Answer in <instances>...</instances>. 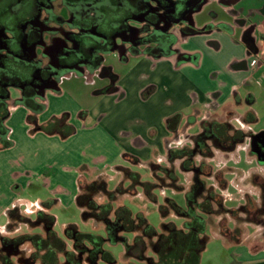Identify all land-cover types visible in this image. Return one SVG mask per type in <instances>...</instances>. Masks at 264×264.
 Masks as SVG:
<instances>
[{"label":"crops","instance_id":"crops-1","mask_svg":"<svg viewBox=\"0 0 264 264\" xmlns=\"http://www.w3.org/2000/svg\"><path fill=\"white\" fill-rule=\"evenodd\" d=\"M188 25L195 31L186 33L181 29L176 30L173 49L165 56L136 54L124 63L130 58H135L137 62L129 68L122 65L120 71L107 65L115 77L111 80L109 75H103L109 82L96 89L95 93L98 95L116 93L119 99L125 95L127 78L133 80V95L137 99L144 96V115L156 114V118L145 121L142 128L129 130L122 127L121 122L106 128L100 124L103 118L101 111H90L80 103L73 109L57 107L53 104L54 101L58 103L67 99L75 102L76 98L60 83L42 96L45 106L37 116L38 121L45 122L53 115L67 112L68 121L74 126L75 132L65 142H61L64 143L63 149L52 151L51 146H46L36 154L31 148L36 136L46 140L45 143L51 142V139L58 142L61 138L43 132L35 134L36 132L30 131L28 123H20L25 147L17 155L13 154L16 165H13L10 173L5 174L6 178H0V211L7 210L8 221L9 210L17 208L14 205L9 208L14 203L16 192L27 185L31 177L41 175L52 189H59L61 194H66L72 200L79 193L78 179L86 170H101L120 156L128 160L126 155L137 157L139 163L145 162L144 165L155 163V149L157 151L158 148H164L166 155L168 148L178 146L179 143H175L176 137L181 126L186 123L190 126L199 124V130L203 120L212 117L217 120L220 117L226 119L227 114L232 113L229 122L235 128L245 131L250 122L257 121L254 107L257 105L258 95L255 90L259 85L264 90V52L260 53L264 50V0H208L191 14ZM245 32H248L254 44L252 51L248 50ZM148 59L154 62L152 70L155 71V77L140 82L136 80L139 65ZM157 83L166 85L169 90L173 89L174 97L168 101L164 110L160 106L148 110L147 107H152L148 103L158 90ZM110 84L114 89L103 92V88ZM76 85L75 91L81 88ZM234 99L238 101V106L246 104L251 107L243 114H238ZM71 109L81 122L80 125L71 119ZM80 111L85 112L83 119L78 116ZM27 113L26 108L21 106V118H26ZM90 113L93 117L96 116L95 124L85 128L84 120ZM250 113L254 115V119L247 118ZM176 114L180 115V121L177 129L172 131L168 129L166 122L167 118ZM10 117L11 114L8 113L4 125L8 129V137L13 141V150L17 146V140L12 135L15 126L9 124ZM234 118L239 120L240 127L233 123ZM73 141L76 142L71 144ZM34 160L37 164H33ZM6 225L0 230L7 232ZM237 246L236 250H242L234 253L235 260L240 264H264V245L251 248L239 243Z\"/></svg>","mask_w":264,"mask_h":264},{"label":"rangeland","instance_id":"rangeland-1","mask_svg":"<svg viewBox=\"0 0 264 264\" xmlns=\"http://www.w3.org/2000/svg\"><path fill=\"white\" fill-rule=\"evenodd\" d=\"M206 1L208 0H203V3L200 6L206 3ZM184 27L185 22H182L175 25L173 30H182ZM47 40H49L48 37ZM137 54L147 53L145 51H140ZM133 55L136 54L125 52L124 50L122 51V49H116L115 51L103 55V64L111 65L116 71H120L122 69V65H127V68H129L137 62L135 61V58H130L128 61L129 63H124L126 62V59ZM148 60H144V62L139 65V73L137 74L136 80L148 81L149 79H154L155 71L152 69H154L155 65L152 59ZM70 76L72 77L70 78ZM111 76H109V78ZM62 78L63 82L60 80V85L68 89L69 92L76 97L74 98L75 102L63 99L58 103L54 101L53 104H56L57 107L64 106L71 107L73 109L76 107L77 103H80V105H83L90 111L91 109L101 111L100 114H103V118L100 124L106 128L108 126L117 125L121 122L120 125L122 127L129 130H135L142 128L145 121L148 119L156 118V114L147 116L144 115V96H141L140 99L142 101H140L139 98L138 100L137 97L133 95L132 88L134 86V81L129 78H127V81L125 82V95L119 99L116 93L102 95L95 93L98 87L109 82L107 80L108 78L99 75V69L94 70L93 72L89 69H85L81 74L69 73ZM76 84L80 85L81 88H78L75 91L74 88L77 87ZM157 87L158 90L153 93L151 101L149 103L147 102L149 105H152V107H147L148 110H154L156 106H160V109L162 108V110H164L168 105V101H171L174 97L173 89L171 90L170 88L169 90L166 85H162L161 83H157ZM8 91V112L11 114V121L9 124H14L15 126L14 131H12V135L17 140V146L13 150L12 146L0 151L1 179L6 178L5 174H8V172L10 173L13 165H16L13 154L17 155V152L19 150H23V147H25L20 123H27L25 122L26 118H21L20 115V107L23 106L20 101L22 95L20 88L11 86L8 88ZM48 91L49 90L46 92ZM255 91L258 95L257 105L254 107V110L257 112V121L250 122L247 130H241L244 133L243 142L240 144L238 143L234 150L230 151H224L210 143L209 145L212 151V155L210 157L202 158L197 154L193 158L195 163L205 162V164L208 165L207 168L212 171V175L209 179L203 177L206 189L203 194L196 198V202L194 203L196 214L201 216L205 221L203 235L206 238V245L200 256V264H233V260L236 258L234 253L242 251L236 250L238 244L229 243L223 240L222 236L219 234L222 230L227 234V241L229 240L231 242L244 243L251 248H258L264 245V189L261 188L260 185V182L264 180V164H260L256 156L251 153L248 136L250 133H257L264 130V90H262L259 85ZM36 100L44 102L42 97H37ZM234 102L237 106L236 111L238 114H243L246 109L251 107L246 104L238 106V101L235 99ZM72 109L70 110L71 119L73 118L78 122V125H80L79 123L81 122L79 119H76L75 112ZM95 117L96 116L93 117L91 113L86 117L84 120L85 128L95 124ZM223 119V117H220L217 122H222ZM233 123L238 127L241 126L237 118H234ZM198 127L199 124L197 126H190L188 123L181 126L180 133L175 140L176 144L179 143V148L185 145L192 146L190 136L199 131ZM38 133L42 132L36 131L35 134ZM56 137L59 139L57 135ZM45 142L46 140L40 139L36 136L32 140L31 148L36 154L39 149L46 146H51L52 151H59L64 148V143L62 144L61 142H65V139H59L58 142L51 139V142ZM75 142L76 141H73L71 144H74ZM187 152L188 151H186V153ZM154 154L156 158L155 164L172 169L173 173L177 177V181L174 183V188L169 186V179H167L166 175L161 174V172L156 174L159 177L161 175L163 177L156 178L150 171L149 164L144 165L145 162L142 161V163L134 164L125 160L123 156L116 158L113 162L108 164V166H104L101 170H86V173L82 175L78 181H92L96 178H102L106 181L107 190L109 191H113L118 185H121L123 188H127L130 181L123 180L122 174L119 170L115 169L118 165L127 167L130 170L137 172L141 181L154 182L157 181V179H161L159 180V185L161 187L157 186L153 190L156 202L147 199L143 193L142 187L137 186V193L135 195L131 196L129 194H124L111 201L113 209L110 216L113 218L116 207L126 206L131 211L134 218L139 212L142 213L146 218V221L153 226L157 232H161L163 222H173L177 227L184 228V224L187 220L186 217L177 215L172 210H170L167 215L162 216L159 205L165 204V198H171L179 206L186 207L185 193L190 190L193 174L187 169L188 163H185L186 157L182 156L181 159L179 158L169 162L167 159V152L165 155L164 148H158L157 151L155 149ZM181 155H183V153H181ZM16 159L19 161L17 157ZM35 160L33 164H37V160ZM41 173H44V171ZM215 173L219 175L220 179L218 181L214 178V175H216ZM40 176L29 178V183L18 189L16 197L14 198V203H11L9 208L15 206L18 209V215L25 216L30 220H33L38 212L39 202L43 204L45 201H50V206L46 208L45 212L52 214L55 217V222L52 228L60 238L66 240L68 249L71 248V241L65 236V227L67 225H71L81 232H90L100 235L103 238L106 237L107 233L104 223L97 222L92 218L84 219L82 216V209L77 204L75 198L70 200L66 194H61L59 189H52L48 184H46L47 181ZM256 176H258V179ZM221 179H224L225 182H223V180L221 181ZM120 182L122 183L119 184ZM210 191L213 196H216V199L209 196ZM99 196L100 195L97 194L94 199L103 203L108 201L105 195ZM246 199L249 200V202L251 201L253 206H250ZM246 206L251 210H254L251 215H247V213H245L244 207ZM202 208H206L208 211L204 212L202 211ZM6 211L4 209L0 211L1 229L4 228L8 222ZM23 233H42V228L37 225L17 222L11 232L0 230V235L10 237H15ZM136 234V230L121 233V235H123L129 243L133 241ZM28 245L29 244L22 245V247L27 246L26 250L23 249L24 253L22 257L30 254L29 252L31 249ZM103 247L112 253L115 259V262L112 264H145V262L134 258H126L124 255V243L122 241L115 244L104 241ZM147 253L151 254L150 248ZM61 259H63L62 256H60V260ZM19 261H21V259H19L18 262ZM101 264L109 263L101 262Z\"/></svg>","mask_w":264,"mask_h":264},{"label":"trees","instance_id":"trees-1","mask_svg":"<svg viewBox=\"0 0 264 264\" xmlns=\"http://www.w3.org/2000/svg\"><path fill=\"white\" fill-rule=\"evenodd\" d=\"M201 4L202 0H194V10H197ZM194 31L191 26L186 29V33H193ZM244 39L248 50L252 51L254 44L248 32H245ZM169 52V49L165 47L161 48V50H146L147 54L154 56L166 55ZM113 89V85L110 84L103 89V92H109ZM21 103L28 110L26 122L31 126L30 131H41L49 135H58L61 139H66L75 132L74 126L68 121L69 114L67 112L53 115L45 122H39L37 116L43 110L44 102L37 101L36 98L24 97ZM8 113H1L0 150L13 145V141L8 137V129L4 125V120L7 118ZM84 113V111L78 113L80 119L84 118ZM231 117L232 113H228L226 119L222 122H217L214 117L203 120L199 131L190 136L192 146L185 145L180 148L176 146L167 150L169 162L181 159L182 156L186 157L187 169L193 174L192 184L190 190L185 193L186 207L179 206L171 198H165V204L159 205V209L162 216L167 215L172 210L177 215L186 217L184 228L177 227L173 222H163L161 232H157L146 221L142 213L139 212L134 218L126 206L116 207L112 218L110 216L113 209L111 201L124 194L135 195L137 186L142 187L147 199L156 202L153 190L160 186L159 180H161L157 179L154 182L141 181L137 172L119 165L115 169L122 174L123 180L130 181L127 188L118 185L113 191H109L107 190L106 181L102 178H96L92 181L82 180L79 182V193L76 197V202L82 209L84 219L92 218L97 222L104 223L107 233L105 238L94 233L78 231L73 226L67 225L65 227V236L71 241V248L68 249L66 240L60 238L52 228L55 217L44 210L50 206V201H45L43 204L39 203L38 212L33 220L18 215L17 208H13L8 212L7 232H11L17 222H24L29 225L40 226L42 233H23L15 237L0 235V264H101V262L112 264L115 259L111 252L104 249V241L112 244L122 241L124 243L125 257L143 261L145 264H200V256L206 245V238L203 235L205 221L196 214L194 203L196 198L203 194L206 189L203 177L209 179L212 171L207 168L208 165L205 162L195 163L193 158L197 154L202 158L210 157L212 151L209 144L212 143L217 147V141H220V139L227 137L232 139V142L228 145H223V148L218 147L224 151H230L233 149L234 144L242 142L244 133L229 122ZM247 118L254 119V115L250 113ZM179 121L180 115H173L167 118L166 126L168 129L175 131ZM186 151L188 152L186 153ZM126 157H128L127 161L131 163H139V159L135 156L126 155ZM257 160L259 159L257 158ZM149 167L156 178L163 177L162 175L159 177L156 174L158 172L166 175L170 181L169 186L174 188L177 177L172 169L155 163L149 164ZM214 176L215 180L218 181L220 179L218 174ZM222 180L225 182L224 179ZM97 194L100 196L105 195L108 201L106 203L96 201L94 197ZM209 196L216 199V196H213L211 191ZM202 211L207 212L208 210L202 208ZM134 230L137 231V234L133 241L129 243L121 233ZM219 234L226 242L240 243L227 241V234L223 230ZM23 244H29L28 247L31 249L30 254L25 257H22L23 249L26 250L27 246L22 247ZM149 248L151 254L147 253ZM60 256L63 259L60 260ZM19 259L21 261L18 262ZM233 262V264H240L235 259Z\"/></svg>","mask_w":264,"mask_h":264},{"label":"flooded vegetation","instance_id":"flooded-vegetation-1","mask_svg":"<svg viewBox=\"0 0 264 264\" xmlns=\"http://www.w3.org/2000/svg\"><path fill=\"white\" fill-rule=\"evenodd\" d=\"M193 4L194 0H0V123L1 113L8 112L11 86L20 88V101L42 97L63 76L85 69H99L100 76L112 75L113 80L103 55L116 49L132 54L164 47L171 51L174 26L185 22L186 32ZM230 142L229 137L220 139L217 147ZM258 142L259 155L251 153L264 160V137ZM260 185L264 189V180ZM244 211L251 215L254 210L246 206Z\"/></svg>","mask_w":264,"mask_h":264},{"label":"water","instance_id":"water-1","mask_svg":"<svg viewBox=\"0 0 264 264\" xmlns=\"http://www.w3.org/2000/svg\"><path fill=\"white\" fill-rule=\"evenodd\" d=\"M198 10V9H197ZM259 137H264V130L259 131L257 133H253L250 135V140H249V145H250V150L253 153H258L259 150V142H258V138ZM259 159V158H258ZM259 162H264V160H258Z\"/></svg>","mask_w":264,"mask_h":264},{"label":"built area","instance_id":"built-area-1","mask_svg":"<svg viewBox=\"0 0 264 264\" xmlns=\"http://www.w3.org/2000/svg\"><path fill=\"white\" fill-rule=\"evenodd\" d=\"M264 50L262 49V51H260L261 54H263Z\"/></svg>","mask_w":264,"mask_h":264}]
</instances>
